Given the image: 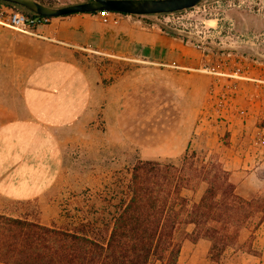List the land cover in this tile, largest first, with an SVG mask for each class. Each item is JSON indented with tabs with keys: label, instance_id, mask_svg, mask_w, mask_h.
<instances>
[{
	"label": "rangeland",
	"instance_id": "obj_1",
	"mask_svg": "<svg viewBox=\"0 0 264 264\" xmlns=\"http://www.w3.org/2000/svg\"><path fill=\"white\" fill-rule=\"evenodd\" d=\"M35 1L60 8L88 0ZM151 16L144 19L172 39V52L151 63L78 51L70 63L35 69L36 61L24 58L43 57L42 50L29 35L0 26V97L6 104L22 109L21 93L32 107L65 110L62 100L69 106L68 114L54 118L51 156L35 157L33 190L3 206L4 215L83 229L104 243L112 193L136 161L184 155L194 166L204 160L228 171L238 196L264 200V0H202ZM203 188L193 177L182 194L194 203ZM178 240L176 264H235L241 257L264 264V222L257 220L218 263L208 260V241L181 234Z\"/></svg>",
	"mask_w": 264,
	"mask_h": 264
},
{
	"label": "trees",
	"instance_id": "obj_2",
	"mask_svg": "<svg viewBox=\"0 0 264 264\" xmlns=\"http://www.w3.org/2000/svg\"><path fill=\"white\" fill-rule=\"evenodd\" d=\"M193 177L204 188L198 201L190 203L182 191L190 188ZM256 220L264 222V200L238 196L221 166L204 160L194 166L186 155L138 160L127 181L119 180L112 193L104 243L83 229L70 231L0 214V264H176L180 234L194 242L208 241V260L218 263L240 231ZM187 225H192L190 232L184 229Z\"/></svg>",
	"mask_w": 264,
	"mask_h": 264
},
{
	"label": "crops",
	"instance_id": "obj_3",
	"mask_svg": "<svg viewBox=\"0 0 264 264\" xmlns=\"http://www.w3.org/2000/svg\"><path fill=\"white\" fill-rule=\"evenodd\" d=\"M144 17L152 16L121 14L115 22L109 20L106 23L95 12L50 18L47 24L23 32L30 36V43L42 50L43 55H34L33 59L25 57L24 60L36 61V69L45 63H70L74 53L84 51L123 61L151 63L153 58L172 52V39ZM179 59L186 63L181 57ZM16 97L24 101L22 109L10 107L4 96L0 97V214L5 213L3 206L27 198V193L33 190L35 157L38 154L44 159H48L47 154L51 156L54 118L68 114L65 110H69L63 100L60 106L65 110H58L47 108L48 105L32 107L26 94L20 93ZM243 261L241 257L236 263L248 264Z\"/></svg>",
	"mask_w": 264,
	"mask_h": 264
},
{
	"label": "water",
	"instance_id": "obj_4",
	"mask_svg": "<svg viewBox=\"0 0 264 264\" xmlns=\"http://www.w3.org/2000/svg\"><path fill=\"white\" fill-rule=\"evenodd\" d=\"M26 9L47 18L64 17L78 13L101 11L116 12L132 16L172 14L195 7L202 0H88L83 3L52 8L35 0H0Z\"/></svg>",
	"mask_w": 264,
	"mask_h": 264
},
{
	"label": "built area",
	"instance_id": "obj_5",
	"mask_svg": "<svg viewBox=\"0 0 264 264\" xmlns=\"http://www.w3.org/2000/svg\"><path fill=\"white\" fill-rule=\"evenodd\" d=\"M102 22L109 20L116 21L121 13L101 11L95 12ZM50 18L28 14L19 9L16 5L0 1V26L20 33L31 32L40 25H45Z\"/></svg>",
	"mask_w": 264,
	"mask_h": 264
}]
</instances>
